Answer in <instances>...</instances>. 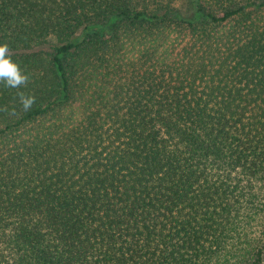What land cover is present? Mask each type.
<instances>
[{"label":"trees","instance_id":"16d2710c","mask_svg":"<svg viewBox=\"0 0 264 264\" xmlns=\"http://www.w3.org/2000/svg\"><path fill=\"white\" fill-rule=\"evenodd\" d=\"M0 43V264H264V0H0Z\"/></svg>","mask_w":264,"mask_h":264},{"label":"clouds","instance_id":"9594fccd","mask_svg":"<svg viewBox=\"0 0 264 264\" xmlns=\"http://www.w3.org/2000/svg\"><path fill=\"white\" fill-rule=\"evenodd\" d=\"M0 81L10 88H18L27 82V76L20 66L8 55L6 44L0 43ZM23 107L27 110L34 103V97L22 96Z\"/></svg>","mask_w":264,"mask_h":264}]
</instances>
